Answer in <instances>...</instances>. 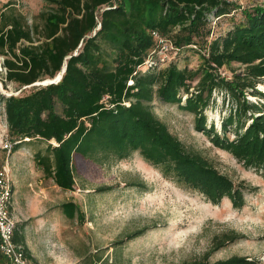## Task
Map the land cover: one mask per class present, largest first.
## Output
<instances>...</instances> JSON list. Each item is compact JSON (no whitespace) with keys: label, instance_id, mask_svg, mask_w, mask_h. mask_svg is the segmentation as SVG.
I'll use <instances>...</instances> for the list:
<instances>
[{"label":"trees","instance_id":"obj_1","mask_svg":"<svg viewBox=\"0 0 264 264\" xmlns=\"http://www.w3.org/2000/svg\"><path fill=\"white\" fill-rule=\"evenodd\" d=\"M45 1L48 8L32 24L21 14H1L6 81L25 87L54 79L66 66L57 82L31 86L26 93H0L11 140L19 141L14 150L25 139L45 143L35 164L65 190H74L75 155L106 163L138 151L165 176L197 188L212 203L227 197L243 206L244 184L237 185L201 152L188 150L150 102L159 97L193 113L196 128L215 146L264 177V3L244 9L231 29L207 43L209 16L228 15L227 0ZM154 31L181 53L201 46L199 66L172 61L143 71L159 47ZM225 68L230 76L222 73ZM215 94L227 103L222 132L213 124L207 128L205 113L215 104ZM60 208L69 219L85 218L75 201ZM238 238L235 231H225L214 238L211 251ZM14 239L25 243L16 230ZM209 255L184 264H258L247 256L212 261ZM95 256L83 264H109ZM0 263H5L1 256Z\"/></svg>","mask_w":264,"mask_h":264},{"label":"rangeland","instance_id":"obj_2","mask_svg":"<svg viewBox=\"0 0 264 264\" xmlns=\"http://www.w3.org/2000/svg\"><path fill=\"white\" fill-rule=\"evenodd\" d=\"M227 1L231 11L228 15L209 16L211 35L207 43L231 29L244 9L264 3V0ZM47 8L45 0H0V21L5 12L21 14L32 24L39 21L36 16ZM199 47L189 46L181 53L160 44L142 69L146 71L155 65L164 68L172 61L179 67L187 65L195 69L201 63ZM5 59L6 56L0 55V93L28 92L31 87H19L5 80ZM233 67L239 69L235 64ZM222 73L232 74L228 68L222 69ZM215 96V104L205 113L207 128L213 124L216 131L222 132L227 103L221 94ZM150 104L188 150L201 152L237 185L244 184L245 204L236 207L227 197L214 204L197 188L165 176L138 151L106 163L86 161L75 155L74 190L62 189L35 164L34 156L46 149L45 143L25 139L12 153L4 148L11 136L1 104L0 167L8 162L11 167L14 192L10 210L19 237L23 235L25 239L20 244L37 264H83L86 257L95 258V254L102 255V260L109 264H184L207 253L212 261L239 255L264 264L262 172L245 167L229 152L215 146L207 133L196 128L193 113L159 97ZM66 201H75L85 218H67L60 208ZM229 230L235 231L239 238L211 251L214 238Z\"/></svg>","mask_w":264,"mask_h":264},{"label":"built area","instance_id":"obj_3","mask_svg":"<svg viewBox=\"0 0 264 264\" xmlns=\"http://www.w3.org/2000/svg\"><path fill=\"white\" fill-rule=\"evenodd\" d=\"M153 36L158 39V44L163 47L178 50L174 44L166 38L159 35L157 31L152 32ZM153 55L147 61L152 60ZM19 141L5 142L4 148L12 153L15 145ZM14 192V181L12 179L11 167L9 162L5 163L0 169V256L4 259V264H37L30 255H28L25 247L16 242L15 230L16 221L11 215L10 201Z\"/></svg>","mask_w":264,"mask_h":264},{"label":"water","instance_id":"obj_4","mask_svg":"<svg viewBox=\"0 0 264 264\" xmlns=\"http://www.w3.org/2000/svg\"><path fill=\"white\" fill-rule=\"evenodd\" d=\"M65 69H66V66H64L63 67V69H62V71L54 78V79H51L50 81H47L46 83H33V84H31V85H29V86H25V87H31V86H34V85H39V84H43V85H46V84H50V83H53V82H57V81H59L60 79H61V77H62V75H63V73H64V71H65Z\"/></svg>","mask_w":264,"mask_h":264}]
</instances>
